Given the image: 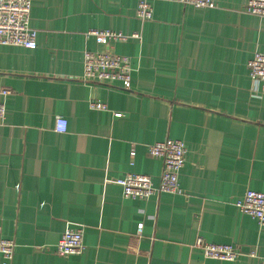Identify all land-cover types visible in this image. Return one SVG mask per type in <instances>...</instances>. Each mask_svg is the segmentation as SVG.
Wrapping results in <instances>:
<instances>
[{"label": "crops", "instance_id": "1", "mask_svg": "<svg viewBox=\"0 0 264 264\" xmlns=\"http://www.w3.org/2000/svg\"><path fill=\"white\" fill-rule=\"evenodd\" d=\"M32 1L37 49L0 45V237L16 243L0 264H260L247 254H264V226L235 206L264 193V91L248 68L264 53V18L244 11L249 0L158 1L144 23L140 0ZM94 29L142 40L108 47L86 37ZM108 50L131 58L130 91L83 81L85 52ZM167 139L187 147L181 192L125 198L115 180L130 173L159 184L148 147ZM68 229L83 230V255L57 254ZM199 238L242 256L208 259Z\"/></svg>", "mask_w": 264, "mask_h": 264}, {"label": "built area", "instance_id": "2", "mask_svg": "<svg viewBox=\"0 0 264 264\" xmlns=\"http://www.w3.org/2000/svg\"><path fill=\"white\" fill-rule=\"evenodd\" d=\"M163 0H140L136 16L141 22L153 20V5ZM184 6H191L196 9H207L216 7L214 0H164ZM33 8L32 0H0V45L20 47L27 50H36L38 47V33L31 27V13ZM244 11L253 16L264 18V0H249ZM86 37H94L105 40L110 47L111 43H125L129 40L141 41L140 33L125 34L112 30H91ZM250 79L253 82L254 92L264 91V53L257 52L248 63ZM83 81L91 84L108 85L119 87L125 91L132 89V60L128 56L118 55L110 52H91L84 54ZM4 96L11 94V91H2ZM93 110L104 111L106 106L102 103H91ZM7 109L0 103V125L6 119ZM120 116V114H117ZM68 130V122L58 118L55 131L65 134ZM149 155L152 158L163 161V171L160 182L156 186L150 176L130 173L115 180L123 190L127 199L148 200L153 196L170 193H180V175L186 164L187 147L184 141L178 139H167L157 142L148 147ZM135 151L131 152L135 156ZM238 210L253 219L260 226H264V193L249 190L245 195L235 202ZM143 224L138 225L139 234L142 233ZM84 234L82 229H68L62 235L57 244V254L67 258L81 256L85 251ZM195 248L200 249L203 255L212 260L221 262H235L242 253L233 245L208 243L199 238ZM16 243L10 239L0 237V255L6 260H12L15 255ZM250 258H256L260 264H264V254L256 250L247 254Z\"/></svg>", "mask_w": 264, "mask_h": 264}]
</instances>
